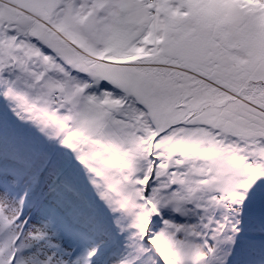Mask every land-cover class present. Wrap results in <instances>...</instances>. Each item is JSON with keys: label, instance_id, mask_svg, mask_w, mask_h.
<instances>
[{"label": "snow or ice", "instance_id": "6c2138e0", "mask_svg": "<svg viewBox=\"0 0 264 264\" xmlns=\"http://www.w3.org/2000/svg\"><path fill=\"white\" fill-rule=\"evenodd\" d=\"M0 264H264V0H0Z\"/></svg>", "mask_w": 264, "mask_h": 264}]
</instances>
